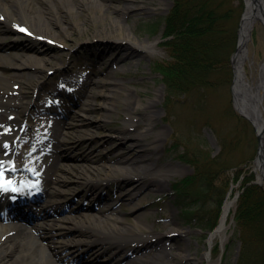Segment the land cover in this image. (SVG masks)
<instances>
[{"label": "bare ground", "instance_id": "obj_1", "mask_svg": "<svg viewBox=\"0 0 264 264\" xmlns=\"http://www.w3.org/2000/svg\"><path fill=\"white\" fill-rule=\"evenodd\" d=\"M109 1H116L118 7H112L108 0H0V20H2L0 22L5 23L6 30H10L11 26L19 30L26 28L32 37L45 40L49 36H54L58 43L63 44L65 39L72 35L71 31L66 29L55 30V26L61 22L58 13L63 12L64 15L84 17L81 23L76 22L74 26L76 31L86 35L81 40L82 44H85L83 42L86 40H95L115 46V52L104 56L99 62V65H103L104 60L110 59L111 61L109 64L111 67L101 82L94 80V78L99 79L97 77L99 75L95 74L96 77H93V73L77 74L73 72V68L69 69V65L64 63L52 65L53 57L44 55L40 50L29 51L25 60L16 63L13 68L17 72L5 71L0 74V86H2L0 88V109L8 112L7 116L0 115V131L2 130L0 150L7 146L8 136L16 139L20 135L21 123L27 113L30 114L31 123L37 130H34L36 133L34 135H37V138L28 143L23 142L22 139L20 149L23 150L20 152L24 154L23 164L26 165L41 157L40 150V152L33 153L36 149L42 147L44 150L59 149L65 143L60 139L63 128H69L72 134L77 132L88 134V138L94 141L96 138L94 133H87L88 129L82 130L83 127L106 123L107 115L118 110L125 111L126 116L124 127L117 128L113 133L115 138L108 139H114L109 143L113 142L115 146L111 149L107 148L103 161H110L113 164L104 166L106 172L102 174V177L97 176L100 164L87 171L91 173L90 175L83 176V185L92 192L86 199L81 197L77 199L79 196L76 194L67 199V193L59 188L65 181L61 179L55 181L54 172L43 169L45 175L48 174L46 177H43V172H38L37 176L24 174L17 172V167H13L12 160H0V171H5V175L0 176V183H3L0 188V219L1 216L5 217L3 220L6 218L8 220H13V218L29 219L30 215L20 214L14 217L13 214L4 215V213H9L13 206L11 203L13 197L29 195L34 191L41 192L44 183H52L56 188L55 194L48 193V197L52 198L51 202L53 203L50 206L43 204L45 206L43 212L45 221L52 220V217L62 213L65 207H67V212L64 211V213H68L66 217L70 218L67 220L60 217L56 223L53 222L54 224L45 232V236L40 238L42 242L46 243V247L42 245L41 241L24 235L27 233L9 235L11 228L1 225V233L5 237L1 239L0 233V264H75V262L83 260L85 248L90 251L98 248L97 250L102 254V256L98 255L97 259L85 261V264H129L132 262L134 264L135 262L131 259L133 254L136 255L137 260L143 261V264H180V261L193 264L192 253L175 254L173 252L180 249L179 243L176 245L173 241L177 237L183 240V236L189 233L179 231V223L175 219L172 220V225L160 221L155 222L159 229L157 233L145 226L143 221L145 214L141 212V209L139 210L140 204L148 201L154 192L165 189V181L169 180L168 176L174 170L171 169L170 162L154 157L159 146L155 147L156 144L143 145L142 143L157 126V111L153 110L152 105L140 109L139 106L143 103L141 97L139 96V99L134 102L130 101L132 93L126 90L122 83L115 82L111 76L116 73L112 67L119 65L122 61H127L126 63L140 61L148 54L161 51L159 40L148 38L138 40L141 35L134 37V34L132 35L125 28L124 22L120 20L121 15L126 16L125 19L138 18L150 13L151 9H147L142 0ZM255 3V0H245L247 14L241 26L240 49L235 59L233 96L239 114L260 135L261 147L264 149V47L261 50V57L251 53L249 47L253 33L264 24V16L258 8L254 17L249 18V13L253 12L252 8ZM87 22L92 24L93 29L86 34ZM2 49L0 48V50ZM33 69L36 71L32 72ZM52 77H55V80ZM40 80L43 82L40 83ZM90 80L93 81L89 85L87 82ZM52 84H59L63 88L61 92L65 95L72 94L79 97L82 94L84 97L79 98L80 105L86 102L88 96L91 100L96 98V89H100L99 96L103 100L99 108L104 115L100 118L96 117L89 113L92 109L88 107L82 117L81 124L78 123L79 121L76 124L73 122L60 123L56 119L57 117L52 114L42 115L41 113L45 111L42 106L48 107L49 99L46 101L33 99L26 95L27 92H24V89L33 87V93L36 95L45 89L51 96L54 95L51 89H55V86L51 87ZM121 91L122 93L126 92L127 102L123 108L119 101L122 97ZM32 107H34L33 113L30 112ZM137 114L144 118L145 125L137 118L139 116ZM65 117L75 121L70 115ZM16 126H18V130L15 129ZM162 133L163 129L159 130L156 140L152 143L160 142ZM77 140L79 141L80 138ZM42 142L44 144H41ZM126 143L129 145L128 147ZM92 155L93 152H90L86 156L89 162L95 164L97 162L94 161L95 158ZM151 176L152 178L148 179L149 182H143V178ZM11 178L12 182H9L8 180ZM115 180L119 182L120 190L117 194L120 203L118 206L117 204L115 206L114 202L107 203V199L102 197H95L96 189L107 188ZM126 182H130L129 188L124 185ZM4 188H7L5 192ZM14 188L16 191L13 190ZM124 202L129 203L128 205L133 209L130 214L135 220V224H132L133 227L126 226L125 217L115 216V218L110 215L120 207L125 208ZM145 204L146 208L154 206L151 202ZM235 206L234 198L227 201L221 222L209 238L211 247L217 239L223 245L227 243L229 221ZM83 208L84 212L81 210ZM2 222L1 219L0 223ZM66 224H72V226L67 227ZM170 226L171 228L165 231V227ZM71 257L73 258L69 260ZM204 258H210V251L205 253Z\"/></svg>", "mask_w": 264, "mask_h": 264}, {"label": "rangeland", "instance_id": "obj_2", "mask_svg": "<svg viewBox=\"0 0 264 264\" xmlns=\"http://www.w3.org/2000/svg\"><path fill=\"white\" fill-rule=\"evenodd\" d=\"M141 1V0H138ZM143 5L147 9H151L150 13L139 16L138 18L131 17L125 19L126 16H120V20L124 22L125 28L135 37L141 35L138 40L152 39L159 40L160 52L151 53L143 57L140 61L135 60L126 63L122 61L119 65H116L113 70L116 72L111 75L115 82L123 84V87L132 93L130 101L134 102L139 99V96L143 100L142 105L139 108L143 109L148 105L153 106V110L157 111V126L154 131L147 135L143 140V145H155L159 146L157 152L154 154L155 158H160L171 163V169L168 176L169 180L165 181V189L154 192L149 197L148 201L140 204L139 210L145 214L143 221L145 226L151 230L159 231L158 225L155 222H164L167 225H172V220L175 219L179 223V231L189 232L188 235L183 236V240L177 237L173 242L177 245L179 243L178 250L173 251L175 254L188 252L192 253L193 264H237L240 252V241L237 234V226L235 222V211L236 206L230 217L229 225V239L225 245L221 243L219 239L215 241L212 247L209 244V238L211 233L203 232V230L196 228V226L189 225L187 220L182 215V206L173 195V184L178 182L195 172V168L190 163L182 160L183 156L192 154L193 150L198 149L202 153H209L213 157H218L219 161L225 162L228 166L227 175L231 177L232 184L235 188L228 199L234 198L237 194L242 193L243 182L245 178L251 175L252 169L250 168L253 164L251 163L258 152V140L255 130L252 125L240 116L234 108L233 95H232V80L227 82L223 86L212 90L196 91L191 94H184L181 96H175L172 98L168 97L167 88L162 80V76L157 72L159 63L169 60L168 51L164 47V34L166 31L165 19L169 15L174 5V0H142ZM112 7L117 8L118 3L116 1H109ZM45 10V9H44ZM61 18V22L55 26V30L62 31L63 29L68 30L72 35L68 36L63 44L57 42V38L49 36L48 39H36L31 37L26 32L16 31L12 26L10 30H6L5 23L0 22V74L5 71L17 72L13 66L25 60L28 53L35 50H40L44 55L52 58V65H58L64 63L69 65V69L77 74L83 71H90V73L96 72L99 79H95L99 82L103 81L107 75V71L110 69V59L104 60L103 65H99L98 62L102 61L104 56L106 57L115 49V46L111 43L98 42L95 40L84 41L82 44L81 40L86 35L80 34L74 29L76 22H82L83 16H72L70 14L64 15L63 12L58 13ZM2 21V20H0ZM157 22L159 24L156 33H152L148 28L150 24ZM88 29L90 32L93 26L90 22H87ZM250 52L261 57L262 47H264V28L261 26L253 34V39L249 45ZM30 51V52H29ZM115 52V51H114ZM86 69V70H84ZM33 69L32 72H35ZM71 72V71H70ZM95 74V73H94ZM93 77H96L93 75ZM55 80V77H52ZM42 82V80H40ZM93 80H90V85ZM2 86H0L1 88ZM27 92L26 95L33 97V87H27L24 89ZM100 89H96L95 97L86 105L85 102L82 106H76L71 108V115L75 119L74 124L82 123V117L87 111V107L92 109L89 113L96 117L104 115L103 111L99 108L103 98L99 96ZM121 108L125 106L126 92L121 91ZM43 91L39 95V100L44 98ZM43 98V99H42ZM129 101V102H130ZM139 109V110H140ZM33 110V109H32ZM138 110V111H139ZM34 111V110H33ZM32 111V112H33ZM95 112V113H94ZM7 115V112H0V115ZM139 115V114H137ZM24 121V131L21 134V138H18L14 143V147L19 143L32 142L37 138L34 135L33 124L31 128V117ZM125 111L118 110L113 114L107 115V122L99 125H93L90 127H83L82 130L88 129L87 133L92 132L96 137L94 141L88 138V134L83 132H77L72 134L69 128H63V134H61V141H65L59 149L44 150L40 148L41 157L33 161L31 164L26 165L25 173L28 174L31 171L43 172V169H47L49 172H54L56 180L61 179L65 181L59 188L63 192L67 193L66 198L70 199L73 194H76L77 199L80 197L86 199L92 194L90 189H86L83 185L85 174L88 173L89 169L93 166L100 164V171L97 173L98 177H102L106 168L104 166H110L113 162L103 161L104 155L107 152V148L111 149L115 146L113 142L109 143V138H115L113 133L116 132L117 128L124 127ZM145 125V120L140 115L137 117ZM163 129V133L160 135V142L152 143L156 140L158 131ZM119 134V133H117ZM116 135V134H115ZM117 136V135H116ZM10 137H8L9 139ZM80 138L78 141L77 139ZM41 144H44L42 142ZM126 146L128 147L129 145ZM154 147V149H155ZM20 149V148H19ZM19 149H16V153H11V150H3L1 157L6 156L15 157V165H22L24 161V155L20 153ZM26 150V149H25ZM198 150L196 153H198ZM93 152L94 161L97 163L93 164L88 161V155ZM117 164V163H116ZM31 165V166H30ZM243 168V174H240L242 178L237 179L236 168ZM136 166V165H134ZM33 167V168H31ZM127 168V167H126ZM66 169V170H65ZM251 169V170H250ZM124 171H127L124 169ZM31 173V172H30ZM44 173V172H43ZM48 174H43L46 177ZM146 177V176H145ZM147 177L143 178V182H149ZM234 178V181H233ZM244 179V180H243ZM223 186L221 189H225L226 184L221 183ZM220 184V185H221ZM126 188L131 186L130 182L124 184ZM123 185V186H124ZM53 185H46L47 190L54 192ZM119 182L113 181L112 184L107 188H98L95 190V197H102L107 200H113L115 206L120 204L118 201L117 194L119 190ZM230 190V185L227 192ZM107 201V202H110ZM151 202L154 204L153 207L146 208L145 203ZM125 208H120L117 211H113L111 215L114 217H125L124 220L126 226L133 227L135 220L132 213L133 209L129 203H126ZM144 205V206H143ZM76 206V204H74ZM77 207V206H76ZM84 212L85 210L82 209ZM67 213H61L57 217L63 216L67 218ZM66 215V216H65ZM115 217V218H116ZM62 219V218H61ZM67 227H71L72 224H66ZM120 226V225H119ZM170 227H165V231H168ZM70 239V238H69ZM73 240V239H70ZM185 241V244H184ZM42 245L46 247V244L42 242ZM84 249V257L81 262H75V264H85V261L90 259H97L96 257L100 254L97 250ZM48 250V249H47ZM210 251V258H204L206 252ZM107 253V252H106ZM105 253V254H106ZM110 253V252H109ZM132 256V255H131ZM71 257L69 260H71ZM104 258V257H103ZM102 259V258H100ZM134 264H143V261L137 260L136 255L133 254L131 258ZM55 262V261H54ZM64 264V263H62ZM129 264H133L129 263ZM180 264H189L186 261H180Z\"/></svg>", "mask_w": 264, "mask_h": 264}, {"label": "trees", "instance_id": "obj_3", "mask_svg": "<svg viewBox=\"0 0 264 264\" xmlns=\"http://www.w3.org/2000/svg\"><path fill=\"white\" fill-rule=\"evenodd\" d=\"M242 11V0H174L165 19L169 60L157 67L169 98L217 89L231 81ZM158 26L153 22L149 29L155 33ZM196 151L183 157L194 166V174L176 182L175 189L190 223L211 231L218 224L231 177L225 162ZM252 180L253 176L245 179L236 214L238 264H264V188L249 185Z\"/></svg>", "mask_w": 264, "mask_h": 264}, {"label": "water", "instance_id": "obj_4", "mask_svg": "<svg viewBox=\"0 0 264 264\" xmlns=\"http://www.w3.org/2000/svg\"><path fill=\"white\" fill-rule=\"evenodd\" d=\"M255 1H256V3H255V5H253V8H252L253 12L249 13V18L254 17L257 8L262 12V14L264 16V0H255ZM246 14H247V11L245 9V11L242 15V18H241V23H240L241 26H242V23L245 19ZM238 51H239V48L237 49V51L232 56V64H233L234 71H235V59L237 57ZM258 140H259V150H258L256 159L254 161V164L256 166V169L259 170L260 174L257 175L256 181L254 183L259 184V185H263V183H264V149L261 147L260 135H258Z\"/></svg>", "mask_w": 264, "mask_h": 264}, {"label": "snow or ice", "instance_id": "obj_5", "mask_svg": "<svg viewBox=\"0 0 264 264\" xmlns=\"http://www.w3.org/2000/svg\"><path fill=\"white\" fill-rule=\"evenodd\" d=\"M21 31H23V29H21Z\"/></svg>", "mask_w": 264, "mask_h": 264}]
</instances>
